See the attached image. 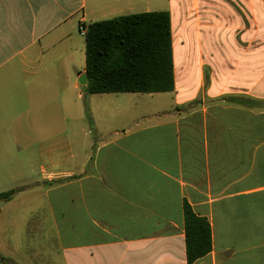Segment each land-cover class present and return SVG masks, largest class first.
<instances>
[{
  "label": "crops",
  "instance_id": "0c3cea01",
  "mask_svg": "<svg viewBox=\"0 0 264 264\" xmlns=\"http://www.w3.org/2000/svg\"><path fill=\"white\" fill-rule=\"evenodd\" d=\"M147 12L170 13L175 90L119 96L139 97V109L119 111L110 129L93 115L86 129L82 108L71 118L75 165L41 166L61 260L189 264L187 203L212 228V252L193 264H264V0H0L8 146L37 147L20 137L24 124L36 131L38 100L75 102L86 68L75 75L67 41L82 25ZM43 252L55 254L9 262L52 263Z\"/></svg>",
  "mask_w": 264,
  "mask_h": 264
},
{
  "label": "rangeland",
  "instance_id": "374dc122",
  "mask_svg": "<svg viewBox=\"0 0 264 264\" xmlns=\"http://www.w3.org/2000/svg\"><path fill=\"white\" fill-rule=\"evenodd\" d=\"M67 44L78 48L74 55L77 76L86 68L85 37L78 29L75 39L68 40ZM43 88L46 90L47 84H43ZM83 91L84 87L80 84L75 102L72 99L67 102L64 98L56 101L50 98L38 100L36 131L24 124L26 135L23 134L22 139L20 137L21 142L36 141L37 147L34 149L19 153L12 145L9 147L13 138V127L2 130L3 122L0 123V258L5 264H10V258L20 261L21 257L29 254V250L38 251L43 247L51 250V253L55 252L49 255L43 252V259L51 257L50 264H63L56 231L52 227L55 216L51 213L49 199L44 193L46 183L42 177L41 166L47 164L50 157L62 167L75 165L80 122L71 118L77 116V110L83 109L86 129L93 130L89 122L92 115L98 116L102 128L110 129L116 124L119 111L139 109L136 107L140 103L139 97L119 99V96L137 95H90L84 91L83 97L79 98L78 94ZM101 113L105 115H99ZM65 114L70 118L68 121L61 116ZM23 122L27 124V121ZM70 141L72 144L68 146ZM54 147L58 150L50 149ZM70 153L75 156L73 159L70 158ZM38 182L42 183L37 185ZM9 193L11 195L3 197ZM38 223H43L45 228L40 229Z\"/></svg>",
  "mask_w": 264,
  "mask_h": 264
},
{
  "label": "trees",
  "instance_id": "16d2710c",
  "mask_svg": "<svg viewBox=\"0 0 264 264\" xmlns=\"http://www.w3.org/2000/svg\"><path fill=\"white\" fill-rule=\"evenodd\" d=\"M85 44L88 94H160L175 90L170 13H139L91 23ZM184 211L187 259L193 264L212 252V228L191 205L186 203ZM0 264H5L1 258Z\"/></svg>",
  "mask_w": 264,
  "mask_h": 264
},
{
  "label": "water",
  "instance_id": "95a60500",
  "mask_svg": "<svg viewBox=\"0 0 264 264\" xmlns=\"http://www.w3.org/2000/svg\"><path fill=\"white\" fill-rule=\"evenodd\" d=\"M79 82L84 87V91L87 93L88 92V88H87V85H88V75L87 74L82 75L80 77V79H79Z\"/></svg>",
  "mask_w": 264,
  "mask_h": 264
},
{
  "label": "built area",
  "instance_id": "2783aa9c",
  "mask_svg": "<svg viewBox=\"0 0 264 264\" xmlns=\"http://www.w3.org/2000/svg\"><path fill=\"white\" fill-rule=\"evenodd\" d=\"M80 33L82 34V36H86V34H87V27L86 26H84V25H82L81 27H80Z\"/></svg>",
  "mask_w": 264,
  "mask_h": 264
}]
</instances>
